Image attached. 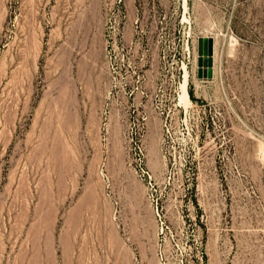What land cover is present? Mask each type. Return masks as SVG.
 <instances>
[{"label": "rangeland", "instance_id": "rangeland-1", "mask_svg": "<svg viewBox=\"0 0 264 264\" xmlns=\"http://www.w3.org/2000/svg\"><path fill=\"white\" fill-rule=\"evenodd\" d=\"M0 264H264V0H0Z\"/></svg>", "mask_w": 264, "mask_h": 264}, {"label": "water", "instance_id": "water-1", "mask_svg": "<svg viewBox=\"0 0 264 264\" xmlns=\"http://www.w3.org/2000/svg\"><path fill=\"white\" fill-rule=\"evenodd\" d=\"M214 49V41L210 38L199 39V52L201 54L200 59V74L204 78H208L211 75V67L213 64L212 55Z\"/></svg>", "mask_w": 264, "mask_h": 264}, {"label": "built area", "instance_id": "built-area-1", "mask_svg": "<svg viewBox=\"0 0 264 264\" xmlns=\"http://www.w3.org/2000/svg\"><path fill=\"white\" fill-rule=\"evenodd\" d=\"M136 169L147 179L151 180L152 176L145 164V162L141 159L139 163L136 165Z\"/></svg>", "mask_w": 264, "mask_h": 264}, {"label": "bare ground", "instance_id": "bare-ground-1", "mask_svg": "<svg viewBox=\"0 0 264 264\" xmlns=\"http://www.w3.org/2000/svg\"><path fill=\"white\" fill-rule=\"evenodd\" d=\"M183 88V93H182V98L184 101H188L190 98L189 91L187 89V81L182 85Z\"/></svg>", "mask_w": 264, "mask_h": 264}, {"label": "trees", "instance_id": "trees-1", "mask_svg": "<svg viewBox=\"0 0 264 264\" xmlns=\"http://www.w3.org/2000/svg\"><path fill=\"white\" fill-rule=\"evenodd\" d=\"M189 94H190L191 98L195 100V98H194V93H193V91H192L191 88H190V90H189Z\"/></svg>", "mask_w": 264, "mask_h": 264}]
</instances>
